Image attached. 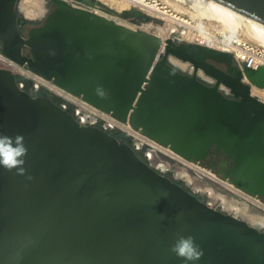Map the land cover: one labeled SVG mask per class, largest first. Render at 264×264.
<instances>
[{
  "label": "water",
  "instance_id": "obj_1",
  "mask_svg": "<svg viewBox=\"0 0 264 264\" xmlns=\"http://www.w3.org/2000/svg\"><path fill=\"white\" fill-rule=\"evenodd\" d=\"M21 1L0 0L6 57L188 160L216 148L232 161L224 178L264 196V101L252 91L264 90V67L241 69L230 53L163 40L84 0H49L52 12L26 37L19 20L38 21L23 17ZM201 1L264 28V0ZM18 82L0 68V133L24 136L33 179L0 168V264H185L170 252L179 236L203 251L196 264H264L261 227L209 207L124 135L83 126Z\"/></svg>",
  "mask_w": 264,
  "mask_h": 264
},
{
  "label": "built area",
  "instance_id": "obj_2",
  "mask_svg": "<svg viewBox=\"0 0 264 264\" xmlns=\"http://www.w3.org/2000/svg\"><path fill=\"white\" fill-rule=\"evenodd\" d=\"M119 1L128 3L129 9L137 10L153 19L166 20L164 29L175 26L176 32L174 34L176 35L160 36L163 40L171 38L176 42L194 43L230 53L233 55L236 65L241 69L247 67L257 70L264 67V45L261 43L250 41L235 32L219 31L205 23H196L180 15L170 14L168 6L161 0ZM163 12L165 13L163 14ZM172 16L177 19L176 23L170 21ZM177 61L181 63V66L174 65L180 70L187 74L195 73V68L191 63L178 59ZM184 65L185 67H183ZM0 68L17 76L19 87L30 94L38 93L42 96L44 92L49 98L56 99L58 101L57 105L62 110L70 112L79 124L99 128L112 134L120 133L124 135L127 144L142 159H145L144 161L150 167L161 175L172 173L174 178L192 189L195 194L201 195L209 207L237 217L235 211L224 209L223 200H226L237 205L238 208L247 209L251 215L264 219V201L259 196L246 193L233 185L228 179L222 178L212 170L202 166L200 162L188 160L171 150V148L149 138L141 130H136L129 121H119L110 113L93 106L82 97L67 92L52 81L46 80L25 66L16 63L3 54L1 44ZM197 75L211 84L215 83V80L206 76L202 70H199ZM221 87L223 91L229 93L226 87ZM210 195H218L223 200H210ZM262 229L264 230V227Z\"/></svg>",
  "mask_w": 264,
  "mask_h": 264
},
{
  "label": "bare ground",
  "instance_id": "obj_3",
  "mask_svg": "<svg viewBox=\"0 0 264 264\" xmlns=\"http://www.w3.org/2000/svg\"><path fill=\"white\" fill-rule=\"evenodd\" d=\"M28 2H31V0H27ZM26 1V2H27ZM36 1V0H35ZM101 2L119 10L122 11L124 9H128L129 5L126 2H119L117 0H100ZM164 3L168 4L170 7H173L176 11H179V6L176 2L184 3L190 5L196 12V16H199L200 18H206V19H214L221 23V27L224 31L229 32H236L238 30H245L250 37L256 39L258 42L264 45V28H261L259 26H256L253 22H251L249 19L242 17L240 15H235L231 13H226L221 10L215 9L208 4L204 3L201 0H161ZM25 2V3H26ZM49 3V0H39L34 2L36 4L37 9H31L27 11L29 4H23L24 7L21 8V13L24 18L30 19V20H41L46 13L47 8L46 5ZM37 10V11H36ZM165 12H163L164 14ZM172 23H176L177 19L173 18V16L170 18ZM155 30L154 33L161 37H167L169 35H176L174 34L176 32L175 26H171L169 28H160V27H153ZM172 62L175 65L181 66V63L177 61V59L172 58ZM183 65V64H182ZM185 67V65L183 66ZM253 95L258 97L260 100L264 101V90L253 88ZM210 200H219L222 199L220 196L216 195H210ZM223 200V199H222ZM223 203L225 205L226 211H235V215L244 221L250 223L251 225L264 227V219L263 218H257L253 215H251L247 209L238 208L237 205L232 204L229 201L223 200Z\"/></svg>",
  "mask_w": 264,
  "mask_h": 264
},
{
  "label": "clouds",
  "instance_id": "obj_4",
  "mask_svg": "<svg viewBox=\"0 0 264 264\" xmlns=\"http://www.w3.org/2000/svg\"><path fill=\"white\" fill-rule=\"evenodd\" d=\"M52 54L54 55V53ZM96 91L98 95H104L102 86H98ZM27 156L28 147L22 134H16L13 137L0 133V168L7 172L15 170L17 176H24L27 180H32L33 177L27 174L25 167ZM170 252L183 259L185 264H196L203 256V251L191 236H179L170 248Z\"/></svg>",
  "mask_w": 264,
  "mask_h": 264
},
{
  "label": "rangeland",
  "instance_id": "obj_5",
  "mask_svg": "<svg viewBox=\"0 0 264 264\" xmlns=\"http://www.w3.org/2000/svg\"><path fill=\"white\" fill-rule=\"evenodd\" d=\"M27 0H22L21 3H20V9L24 7L23 4H29L30 6L28 7L27 11L31 10V9H37V6L36 4H34V2L36 1H39V0H31V2H26ZM98 2H100L101 4L105 5L106 7H108L110 10H113L115 11L117 14L115 13H111V12H108V11H104L102 10L100 7H97V6H92L93 8L97 9L101 14H104V15H107L109 17H112L113 19L117 20V21H120L128 26H131L133 28H137L139 30H143V31H147V32H150V33H154V29L153 27H160V28H164V25L166 23V20H158V19H153L151 18L150 16L148 15H145L147 17H149L151 20H148V21H145V22H141V23H134L130 20H127V19H124V18H121L119 16L120 13H123L125 11H131V9H124L122 11H119L103 2H101L100 0H96ZM119 1V0H117ZM26 2V3H25ZM120 2V1H119ZM84 3L86 5H89L87 0H84ZM174 3H177L178 6H179V11L175 10L173 7H170L168 4L164 3L165 5L168 6V10L170 11L169 13L170 14H173V15H180L181 17H184L185 19H188L189 21H194L196 23H205L207 25H210L212 28H215L219 31H222V27H221V23L218 22L217 20H214V19H206V18H200L199 16H196L197 12L188 4H184V3H180V2H174ZM91 6V5H89ZM46 8H47V13H51V11L53 10V6L52 4L50 3H47L46 5ZM49 10V11H48ZM21 11V10H20ZM37 11V10H36ZM46 13V14H47ZM30 20V19H29ZM33 21H37V20H33ZM235 33H238L240 35H242L243 37H245L246 39L250 40V41H253V42H257V43H260L258 42L256 39L250 37L249 35H247L248 33L245 31V30H238L236 31ZM255 88V87H254ZM258 89V88H257Z\"/></svg>",
  "mask_w": 264,
  "mask_h": 264
},
{
  "label": "flooded vegetation",
  "instance_id": "obj_6",
  "mask_svg": "<svg viewBox=\"0 0 264 264\" xmlns=\"http://www.w3.org/2000/svg\"><path fill=\"white\" fill-rule=\"evenodd\" d=\"M49 14H50V12L47 13L43 18H41V20H37L38 22L35 23V24L28 23L25 20L20 19L19 20V27H20L21 33L27 37L29 31L32 28H34V27L41 26L44 23L45 19L47 18V16ZM24 53L26 55H28V53H29L28 49H26ZM220 68H222L223 70H226V67H224V66H220ZM204 81L207 82V83H209L206 80H204ZM28 90L30 91V89H28ZM33 96L34 97H41V95H39L38 93H34ZM51 99L54 102L58 103V101L56 99H54V98H51ZM143 160H145V159H143ZM200 163L205 168L212 170L213 172H215L216 174H218L220 177L224 178V175H225L226 171L228 170V168L231 166L232 161L223 152L218 151L216 148L213 147V148H211L208 151L207 155L204 157V159ZM166 176H168L169 179H171L172 181L181 182L178 179L174 178L172 173L167 174ZM187 188H188L189 192L195 194L192 189H190L189 187H187ZM195 195H197V194H195ZM197 196L198 197H201L203 199V197L201 195H197ZM260 198L264 201V196L263 197H260Z\"/></svg>",
  "mask_w": 264,
  "mask_h": 264
},
{
  "label": "trees",
  "instance_id": "obj_7",
  "mask_svg": "<svg viewBox=\"0 0 264 264\" xmlns=\"http://www.w3.org/2000/svg\"><path fill=\"white\" fill-rule=\"evenodd\" d=\"M87 2L91 6H97V7H100L104 11H108V12L117 14L115 11L110 10L108 7H106L105 5L101 4L100 2H98L96 0H87ZM119 16L121 18L130 20L134 23H141V22L151 20L149 17L145 16L143 13H141L137 10L125 11L123 13H120Z\"/></svg>",
  "mask_w": 264,
  "mask_h": 264
}]
</instances>
